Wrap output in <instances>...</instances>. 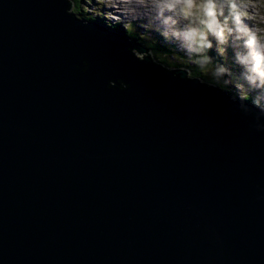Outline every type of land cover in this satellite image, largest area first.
Returning <instances> with one entry per match:
<instances>
[{
  "label": "water",
  "instance_id": "1",
  "mask_svg": "<svg viewBox=\"0 0 264 264\" xmlns=\"http://www.w3.org/2000/svg\"><path fill=\"white\" fill-rule=\"evenodd\" d=\"M73 3L0 0V264H264V111Z\"/></svg>",
  "mask_w": 264,
  "mask_h": 264
},
{
  "label": "rangeland",
  "instance_id": "2",
  "mask_svg": "<svg viewBox=\"0 0 264 264\" xmlns=\"http://www.w3.org/2000/svg\"><path fill=\"white\" fill-rule=\"evenodd\" d=\"M73 1L72 11L76 15L77 12L81 13L83 10L88 14L87 16H92L94 19L99 18L104 21L103 24L111 26H106V29L111 32H118V29H113V24L108 21L119 23L124 29L126 26H131L134 28V33L147 36L149 38L147 41L150 43L161 42L165 45L167 42L182 55V57L179 55L175 60L166 58L174 63L183 61L188 64L195 58L194 52H197L198 56L204 55L205 44L201 41L200 45L195 42L191 38V33L196 31L205 35L207 39H211L216 44L217 48L213 47V50L216 52L217 49L224 55V60L220 65L227 66L229 64V70L234 71V75H236L235 77L233 75L229 82L227 81L230 85L226 84L228 87L226 92L228 94L239 92L238 97L243 98L246 94H253L257 97L260 94L264 104V74H262L264 68L256 70L253 58L254 51L264 46V0H213L217 8L218 20L212 25L211 30L207 26L208 17L204 16L202 11V5L206 3V0H197V5L201 7L194 8L187 14L184 5L178 0ZM237 5L242 11L235 9ZM230 8L234 12L230 13ZM79 18L81 19V17ZM253 35L259 39L256 49L248 44ZM229 52H231V56ZM138 56L143 57V55ZM217 69L219 72L223 70L221 66ZM176 70L185 69L177 68ZM223 77L225 76L223 75ZM235 80H238L237 87ZM240 81L244 85H240ZM230 96L233 95L230 94ZM260 107H264V105Z\"/></svg>",
  "mask_w": 264,
  "mask_h": 264
},
{
  "label": "trees",
  "instance_id": "3",
  "mask_svg": "<svg viewBox=\"0 0 264 264\" xmlns=\"http://www.w3.org/2000/svg\"><path fill=\"white\" fill-rule=\"evenodd\" d=\"M232 12H234V10L230 8V13ZM77 15L81 17V19L84 21L98 22L101 25L111 27L103 24L104 21H101L99 18L94 19L92 16H87L88 14L83 10L81 11V13L77 12ZM108 23H112L113 24L112 28L118 29L119 33H125L131 40L137 41V43L142 45L148 52L151 53V55H153V58L155 59L156 62L164 65L165 67H168L170 69L183 68L190 72L192 78H201L203 82L207 84L215 85L224 92H226V89L228 88L226 84L230 85L228 82L234 75V71L232 72L231 70H229L230 69L229 64L227 66L220 65L222 60H224L223 57L224 55L221 52H219L217 49L216 52L213 50V47L217 48L216 44L211 39H207L205 35H204L205 38L201 40V42L205 44V48H206L204 55L198 56V53L194 52L195 58L192 59L188 64L183 63V61L180 63H174L173 61H168L166 58L169 57L175 60L177 59V57H179V55L181 57L182 55L179 53V51L176 48L171 47L167 42H165V45H163L161 42L150 43L147 41L149 40L147 36L138 35L136 34V32L134 33V28H132L131 26H126V29H124L123 26L119 23H114L113 21H108ZM161 40L163 41L162 38ZM198 44L200 45L201 43L199 42ZM209 44L211 45L210 47ZM206 55L207 58L205 59ZM229 55L230 56L232 55L231 52H229ZM219 66L223 68V70L220 72L217 71L218 70L217 68H219ZM223 75L225 77H223ZM235 76L236 75H234L233 77ZM237 81L238 80H235L236 87L238 86ZM239 84L244 85L242 81H240ZM238 93L239 92L237 93L231 92L230 94L234 96V97L232 96L234 99L241 100V98L243 97H238ZM258 95L259 96L257 97L253 94H246L244 95L243 101H246L248 103L251 102L253 104L255 103L260 106H263L264 104L261 100L262 96H260V94Z\"/></svg>",
  "mask_w": 264,
  "mask_h": 264
},
{
  "label": "clouds",
  "instance_id": "4",
  "mask_svg": "<svg viewBox=\"0 0 264 264\" xmlns=\"http://www.w3.org/2000/svg\"><path fill=\"white\" fill-rule=\"evenodd\" d=\"M179 3H182L184 5L185 13H190L194 8L201 7L200 5H197V0H178ZM202 11L203 15L208 17V28L211 30L212 25L217 22V8L213 0H206V3L202 5ZM191 38L199 43L201 40L205 38L204 35H201L200 33L193 31L191 33ZM248 44L250 47L256 49L257 45L259 44V39L253 35L252 38L248 41ZM211 45L209 44V47ZM253 58L256 63V70H260L264 68V46H261L259 50H255L253 53ZM264 74V73H262Z\"/></svg>",
  "mask_w": 264,
  "mask_h": 264
},
{
  "label": "bare ground",
  "instance_id": "5",
  "mask_svg": "<svg viewBox=\"0 0 264 264\" xmlns=\"http://www.w3.org/2000/svg\"><path fill=\"white\" fill-rule=\"evenodd\" d=\"M123 3V2H122ZM252 105H254V106H256L258 109H261L262 111H264V107H260L258 104H252Z\"/></svg>",
  "mask_w": 264,
  "mask_h": 264
}]
</instances>
